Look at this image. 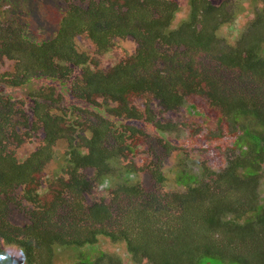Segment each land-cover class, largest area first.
I'll return each instance as SVG.
<instances>
[{"label":"trees","instance_id":"obj_1","mask_svg":"<svg viewBox=\"0 0 264 264\" xmlns=\"http://www.w3.org/2000/svg\"><path fill=\"white\" fill-rule=\"evenodd\" d=\"M59 1L66 11L54 34L32 42L14 30L11 51L0 46V57L9 54L17 60L13 85L42 77L68 83L60 97L48 98L44 88L34 96L32 113L45 133L37 146L15 156L7 136L1 141L0 264H53L44 254L59 235L88 251L84 257L73 255L70 264H124L97 246L99 236L124 245L136 262L264 264V204L259 201L264 46L256 38L245 41L259 18L264 20L262 13L231 45L217 33L230 18L224 16L225 3L187 0L185 15L177 18L180 7L173 0H78L79 6L76 0ZM76 36L99 53L109 50L113 37H129L136 47L115 60L101 56L112 61L106 66L101 57H80L73 48ZM77 67L79 82L72 76ZM68 91L84 106L67 103ZM11 105L8 101L0 108L10 130L0 127V138L13 137L19 115L11 113ZM111 117L123 123L113 127ZM172 134L178 143L170 142ZM58 139L68 141L66 166L55 179L63 196L53 197L47 211L51 215L65 203L70 207L65 205V217L55 220L42 207L36 188ZM145 139L160 147L145 145L152 157L140 154ZM161 149L181 157L173 169L174 187L157 194L149 189L166 185ZM113 158L122 162L126 179L136 170L129 162L140 159L138 168L152 177L147 185H154L145 189V182H125L103 196L107 186H101L111 175L107 162ZM93 167L97 174L88 177ZM86 194L95 199L84 210ZM107 199L117 202L118 218ZM12 201L16 206L10 208ZM9 212L24 214L25 225L17 226ZM106 222L110 230L104 229Z\"/></svg>","mask_w":264,"mask_h":264},{"label":"rangeland","instance_id":"obj_2","mask_svg":"<svg viewBox=\"0 0 264 264\" xmlns=\"http://www.w3.org/2000/svg\"><path fill=\"white\" fill-rule=\"evenodd\" d=\"M76 0V4H77ZM177 3L178 7H180V12L177 13V18H180L185 15V11L187 9V0H173ZM214 2L218 3H225L224 9L226 10L224 13V16L230 15L229 21L224 23L219 27L217 30L218 35L223 38L226 42L230 43L231 45H235L236 42L239 40L242 32L245 31L247 28L254 27L256 23L250 22L253 20L258 13H262L264 16V0H213ZM63 2V1H62ZM17 4V5H16ZM62 3L59 0H0V46H3L5 53H7L10 50L12 40L10 39L9 34L14 31H20L22 36H29L30 41L32 42H38L42 40L43 38H47V35L54 34L57 30V23L61 21V18L65 14L64 6L62 7ZM77 6H79L77 4ZM258 12V13H257ZM41 14V18H39V15ZM34 19H33V16ZM42 20H45L44 22ZM259 25L248 33L246 40L250 41L254 38L258 40V42H261V45L264 46V20L259 18ZM42 21V22H41ZM54 28V31H52V27ZM250 38V39H249ZM29 42V41H28ZM111 46L108 51L105 53H99L96 50V47L94 45V51L90 43L85 41L82 37L76 36L73 39V48L76 50V53L80 57H85L88 61L96 60L97 58L107 55L106 57L114 59L117 57H121L124 54L128 56L127 54H131L136 47V43L133 41V39L129 37H113L111 39ZM260 45V46H261ZM11 58V59H10ZM15 57L12 55H3L0 57V108L3 110V103L10 102L13 105H11V113L12 114H18L19 117H14V130H13V137L11 139L9 138V135L2 134L0 138V146L2 145L1 141L5 140V136H7L8 141H6V145L9 146L10 149L13 150L15 156H23L26 154L33 146H37L45 137V133L42 130L43 123L39 121V117L34 116L32 113V106L35 103L34 96H37L36 94L40 91L41 88H44L47 92V94H50V97L48 98H54L56 96L60 97V90L63 91L65 88L67 89L68 83H62L60 80H53V79H45L40 78L37 80H31L29 84H21V85H13L11 83V80L13 78V75L15 73L14 71V65L16 64L17 60H14ZM108 58H102L104 64L110 65L111 60H107ZM80 67H77L73 70V78L76 79L77 82H79V79L77 76L81 73ZM237 72L234 74L233 78L237 77ZM10 74V75H6ZM69 82V81H67ZM81 83V81H80ZM60 84L62 86H60ZM64 99L68 103H74L77 105H83L85 104V101L81 99H76L75 97H70V92L64 94ZM139 104V103H138ZM5 105V104H4ZM140 105V104H139ZM84 106V105H83ZM141 107V105H140ZM1 114V113H0ZM54 115V114H53ZM110 122L112 123V126L115 127L119 125L121 120L115 119L113 117L109 118ZM124 121V120H122ZM127 120H125V123ZM17 125H15V124ZM135 123V122H134ZM142 125L141 122H137ZM0 127L9 130L8 123L5 121V118L0 115ZM12 128V126H11ZM10 132V130H9ZM169 136L170 142L178 143L179 137ZM185 138V135H183ZM157 139V137H155ZM145 145H152V143L144 140V146L142 147V152L140 153L144 157H152L151 156V150L147 148ZM68 141H64L62 139H58L54 142L53 148L54 152L50 155L48 158V162L44 164L43 168L41 169L42 176L44 177V180H40V187H37L36 190L38 191L37 197L42 200V204L44 209L47 211V209L51 206L53 197L59 195V190L57 188V183L55 184V179L57 176L61 174V168L65 167L66 164L64 162V151L67 149ZM157 150H160V147L154 146ZM162 153L165 155L166 158V165L161 170L163 174H165L166 177V185L163 186L161 189H153L154 184L147 185L151 182V176L149 174L145 173L141 168H138L140 166V159H135L134 161L129 162V166H132L135 168V172L131 175V179H126L123 177L122 173V162L118 163V159L113 158L110 159L108 163V167L106 170L111 171V175L107 176L108 185L101 186L102 189H106L102 192L103 196H106L107 194H111L115 188H118V185L123 184L125 182L129 183H143L144 188L151 187L149 189V192H155L162 194L163 191H168L174 187L175 181H174V172L173 169H177L175 166L178 164L179 160L178 157H181L177 154V152H173L171 154L166 155L164 151L161 149ZM157 153H160V151H157ZM17 154V155H16ZM124 161V160H123ZM64 162V164H63ZM146 162V161H145ZM61 164H63L61 166ZM125 169V168H124ZM44 170V171H43ZM105 170V171H106ZM90 176L94 177L97 173H95V168L89 169ZM36 178V177H35ZM103 180V179H102ZM104 181V180H103ZM56 186V187H55ZM155 187V186H154ZM260 193L259 195L261 198L259 201L264 204V183L262 182L260 185ZM88 198L84 201V204H82L83 209L87 210V206L91 203L90 200L95 199L93 195L86 194ZM101 195V194H100ZM95 196L99 197L97 194ZM259 196V197H260ZM96 197V198H97ZM107 201L110 203L108 204V208L114 212L113 217L118 218V211L116 212V209L118 208V205H116V201L113 202L112 199H107ZM12 204L10 208H13L16 206L15 202H11ZM37 205H40L39 202L36 203ZM67 205L65 203L62 208L59 209L56 208L52 211L53 214L50 215V212H48V215L50 217L54 216L55 220L65 217L64 216V207ZM69 206V205H67ZM70 207V206H69ZM74 210H78L79 207L76 206L72 208ZM82 209V208H81ZM16 215V214H15ZM10 219H14L17 226H24L26 222V216L24 214L17 215V216H11L9 212ZM115 219V218H114ZM71 222V221H70ZM84 224H88V222H84ZM105 227L104 229L110 230L112 228V225L110 223L106 222L103 224ZM99 227V226H98ZM98 230V228H97ZM57 237H61L66 241H62L61 239H58ZM54 237L56 241H50L51 247L49 246V249L46 250L44 257L47 258L50 256L54 262L53 264H70L73 255H76L80 253L82 257H84V254L88 251H84L81 247L76 248L73 244L67 243L68 238L63 236H57ZM100 240L97 242V246L101 249H103L105 252L109 254H114L118 256L121 261L124 264H149L147 260H143L141 262H136L131 259V256L125 252L124 245H118V243L107 241L106 239L99 236ZM75 247V248H74ZM98 249V248H97ZM98 251V250H97ZM95 253V251H94ZM94 259L95 256H92Z\"/></svg>","mask_w":264,"mask_h":264}]
</instances>
